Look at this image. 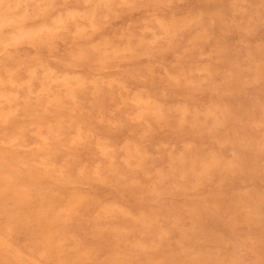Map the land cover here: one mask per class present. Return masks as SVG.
I'll use <instances>...</instances> for the list:
<instances>
[{"label":"rangeland","instance_id":"374dc122","mask_svg":"<svg viewBox=\"0 0 264 264\" xmlns=\"http://www.w3.org/2000/svg\"><path fill=\"white\" fill-rule=\"evenodd\" d=\"M0 264H264V0H0Z\"/></svg>","mask_w":264,"mask_h":264},{"label":"clouds","instance_id":"9594fccd","mask_svg":"<svg viewBox=\"0 0 264 264\" xmlns=\"http://www.w3.org/2000/svg\"><path fill=\"white\" fill-rule=\"evenodd\" d=\"M6 11H7V8H6ZM16 22V20H15V18H13V19H8L7 17H6V19H5V27H7V26H10V25H12V24H14Z\"/></svg>","mask_w":264,"mask_h":264}]
</instances>
